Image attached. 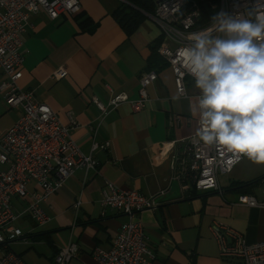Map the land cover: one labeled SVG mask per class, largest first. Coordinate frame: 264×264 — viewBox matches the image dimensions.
<instances>
[{
  "label": "crops",
  "instance_id": "obj_1",
  "mask_svg": "<svg viewBox=\"0 0 264 264\" xmlns=\"http://www.w3.org/2000/svg\"><path fill=\"white\" fill-rule=\"evenodd\" d=\"M79 1L81 11L76 16L50 20L42 11L30 16L22 36L18 84L48 105L63 124L69 122L67 113L71 114L77 122L71 137L83 154H91L93 140L109 142L110 148L91 154L98 162L96 171H74L41 203L48 217L43 226L27 213L30 195L40 189L34 183L27 185L29 195L12 201L18 216L13 226L23 238L14 241L11 250L26 264H53L60 249L75 244L76 257L67 264H98L94 249H108L126 221L124 215L100 205L103 189L111 182L145 196L165 190L157 209L139 216L154 255L151 264H231L219 257L211 225L223 224L248 243L264 240V208L240 204L238 197L244 194L236 186L259 178L258 185L264 184V166L246 175L230 176L234 169L219 175L221 193L194 192L189 187L182 176V162L199 117L192 114L189 98L196 104L199 92L193 81L186 80L188 96L180 98L168 65L155 69L157 80L148 87V100L141 111L133 112L124 103L101 115L93 98L104 104L113 93H123L129 100L138 98L139 77L147 71L150 47L161 32L146 14L127 36L112 15L125 3L122 0ZM82 22H86L84 27ZM61 68L67 75L56 80L54 74ZM21 114V109H9L0 94V140ZM5 169L0 164V172ZM254 189L249 194L255 197Z\"/></svg>",
  "mask_w": 264,
  "mask_h": 264
},
{
  "label": "built area",
  "instance_id": "obj_2",
  "mask_svg": "<svg viewBox=\"0 0 264 264\" xmlns=\"http://www.w3.org/2000/svg\"><path fill=\"white\" fill-rule=\"evenodd\" d=\"M155 3L152 21L163 38L157 53L172 71L176 92L180 98L188 96L186 80L194 82L182 66L180 50L189 43L193 33L214 31L216 19L202 21L203 6L207 10L218 5V14H246L249 10L264 11V0H153ZM44 12L50 20L61 15L76 16L81 11L79 0H0V94L9 109H21V116L6 130L0 140V164L6 169L0 172V264H26L14 253L10 245L23 238L21 231L13 226L17 215L12 201L29 195L27 185L34 183L40 193L30 195L27 207L30 218L38 225L47 223L48 217L41 208L50 195L55 193L74 171L81 169L87 174L96 171L97 160L91 155L97 151H108L109 142L102 144L93 140L89 155L83 154L71 137L77 122L67 113L69 122L63 124L58 115L46 104L38 102L33 93L21 90L23 51L22 36L29 26L32 15ZM66 70L54 74L56 80L65 78ZM157 80L155 71L143 72L139 77L138 98L129 100L123 93H113L106 104L93 98L92 103L105 115L124 103L133 112H139L148 100L147 89ZM181 89L185 94L181 93ZM198 96V95H197ZM196 96V98H197ZM199 120V117H198ZM199 123L197 122V128ZM193 134L186 146L182 162L183 178L189 187L201 192H219V175L229 174L244 158H239L221 149L194 143ZM176 159L175 157H173ZM247 159V158H246ZM165 190L145 196L136 190L121 189L107 182L100 205L126 217L108 249L95 248L98 264H151L154 255L148 247L144 226L139 216L155 211L157 202ZM240 204L252 208H264V200L253 195L238 197ZM79 202L75 204L78 209ZM211 232L216 240L219 257L231 264H264V240L248 243L233 229L214 222ZM78 248L69 244L60 249L53 264H67L76 257Z\"/></svg>",
  "mask_w": 264,
  "mask_h": 264
},
{
  "label": "clouds",
  "instance_id": "obj_3",
  "mask_svg": "<svg viewBox=\"0 0 264 264\" xmlns=\"http://www.w3.org/2000/svg\"><path fill=\"white\" fill-rule=\"evenodd\" d=\"M215 19L179 53L199 92L196 104L189 98L199 116L193 142L264 164V11Z\"/></svg>",
  "mask_w": 264,
  "mask_h": 264
},
{
  "label": "trees",
  "instance_id": "obj_4",
  "mask_svg": "<svg viewBox=\"0 0 264 264\" xmlns=\"http://www.w3.org/2000/svg\"><path fill=\"white\" fill-rule=\"evenodd\" d=\"M126 3L113 12V18L116 23L121 27L127 36L133 34L142 21L145 20L146 14L153 15L155 4L152 0H123ZM210 10L205 6L202 9V21L206 22L210 18ZM86 22H82L81 26L84 27ZM162 36L150 47V55L147 59V71H155L156 68L167 65L157 53V49L162 42ZM156 72V71H155ZM261 179H257L247 183H237V190L242 194H249L254 187L259 184ZM194 190V189H193ZM195 192V190H194Z\"/></svg>",
  "mask_w": 264,
  "mask_h": 264
},
{
  "label": "rangeland",
  "instance_id": "obj_5",
  "mask_svg": "<svg viewBox=\"0 0 264 264\" xmlns=\"http://www.w3.org/2000/svg\"><path fill=\"white\" fill-rule=\"evenodd\" d=\"M209 14H210V20H213L214 18L217 17V14H218V5H216V7L214 9H211L209 11ZM261 166H264V164H256L246 158H244L240 163H238L233 169V172L230 176H233V175H236V174H243V175H246V173H249L250 170L254 169L255 167H261ZM262 188H264V184H260L258 186L255 187L254 189V195H255V198L260 202L264 199V196H261L262 195Z\"/></svg>",
  "mask_w": 264,
  "mask_h": 264
},
{
  "label": "water",
  "instance_id": "obj_6",
  "mask_svg": "<svg viewBox=\"0 0 264 264\" xmlns=\"http://www.w3.org/2000/svg\"><path fill=\"white\" fill-rule=\"evenodd\" d=\"M123 1V0H122ZM125 2V1H124ZM126 3V2H125ZM127 4V3H126Z\"/></svg>",
  "mask_w": 264,
  "mask_h": 264
}]
</instances>
